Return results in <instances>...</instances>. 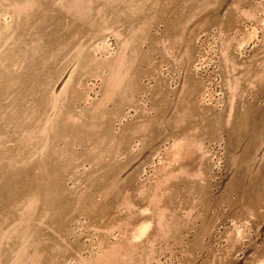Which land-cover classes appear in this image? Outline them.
Masks as SVG:
<instances>
[{"label": "rangeland", "instance_id": "1", "mask_svg": "<svg viewBox=\"0 0 264 264\" xmlns=\"http://www.w3.org/2000/svg\"><path fill=\"white\" fill-rule=\"evenodd\" d=\"M0 264H264V0H0Z\"/></svg>", "mask_w": 264, "mask_h": 264}]
</instances>
